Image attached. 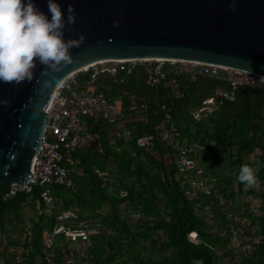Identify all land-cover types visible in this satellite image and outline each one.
Segmentation results:
<instances>
[{"label":"trees","instance_id":"1","mask_svg":"<svg viewBox=\"0 0 264 264\" xmlns=\"http://www.w3.org/2000/svg\"><path fill=\"white\" fill-rule=\"evenodd\" d=\"M178 82L184 93L180 100L174 98L168 85L158 91L147 87L144 70L132 75L124 85L103 78L101 91L104 94L117 98L124 90H129L139 102L148 105L147 119L143 121L130 112L129 98H126L129 141L111 138L108 125H92L88 121L96 143L75 153L72 175L78 192L73 194L52 187L53 196L64 210H72L81 218H93L101 223L102 233L93 239L92 249L97 264H124V257L136 264H234L238 254L230 242L229 200L252 194L264 202V88L240 87L235 101L230 102L218 96L230 91L229 84L223 79L190 81L179 78ZM209 98L215 99L212 108H206L203 103ZM164 104L171 110L182 137L192 143L199 163L201 155H208L227 160L230 166H241L244 157L259 153L256 174L259 192L254 187L244 190L246 187L238 180L239 173L235 178H218L209 177L204 170L203 177L214 186L212 192L201 191L187 196L189 185L179 177L172 153L155 138L159 109ZM146 136L156 139L157 155L138 146V140ZM99 144L102 153L98 152ZM147 160L155 169L147 165ZM110 165L114 170L109 169ZM96 169L109 173L111 181L108 185L103 186ZM8 190L9 186L0 187L1 234H10L7 226L11 222L23 224L20 230L26 228L20 213L26 207L41 212L49 210L38 186L30 195L20 193L13 199L5 198ZM65 192L69 197L64 196ZM122 192L129 195L122 197ZM130 206L135 207L136 215L132 218L127 212ZM208 209L214 214V220L209 219ZM260 211L259 216L249 209L246 212L263 240L250 255L241 257L242 264H264L263 206ZM54 223L53 216L48 220L42 213L40 222L31 226L30 250L33 252L28 255L30 264H35L43 230L52 229ZM124 241L128 244H123Z\"/></svg>","mask_w":264,"mask_h":264},{"label":"built area","instance_id":"2","mask_svg":"<svg viewBox=\"0 0 264 264\" xmlns=\"http://www.w3.org/2000/svg\"><path fill=\"white\" fill-rule=\"evenodd\" d=\"M140 70L145 71L147 87L158 91L163 85H168L176 100L184 97L179 78H188L190 81L198 78L223 79L229 84L230 91L221 92L218 96L230 102L235 101L236 91L240 87L264 88V78L252 73L178 60L101 62L64 81L47 110L49 122L35 159L32 182L27 187L20 183L8 185L9 190L5 196L6 199H13L20 193L30 195L35 186L42 189L41 197L55 223L52 229L43 230L42 244L37 251L35 264H97L92 249L93 239L102 233L101 223L93 218H81L72 210H64L53 196L52 187L63 188L73 194L78 192L72 175L75 153L96 143V136L91 133L88 121L92 125L106 124L109 126L108 134L111 138L129 141L126 98H129L128 110L136 113L143 121L147 119L148 105L139 102L129 90H124L122 96L117 98H111L101 91L103 78L124 85ZM80 77L85 79L81 80ZM203 103L206 108H212L215 99L209 98ZM157 125L155 138L172 153L179 177L189 185L187 196L201 191L210 194L214 186L203 177L204 169L195 158L196 152L192 143L182 137L166 104L160 106ZM155 138L146 136L139 139L137 144L157 155ZM98 152H103L100 144ZM95 172L102 179L103 186L110 183L109 173L97 169ZM257 184L259 183L255 184L254 189L259 192L260 185ZM128 195V192H122V197ZM229 203L230 242L238 254L234 264H242L241 257L250 255L263 240L246 212L249 209L259 216L264 202L257 195L245 194L229 200ZM207 215L214 220V214L209 209ZM31 229L28 225L17 234L0 233V264H30L28 255L33 252V249L30 250V243L33 241ZM193 237L196 238V234Z\"/></svg>","mask_w":264,"mask_h":264},{"label":"water","instance_id":"3","mask_svg":"<svg viewBox=\"0 0 264 264\" xmlns=\"http://www.w3.org/2000/svg\"><path fill=\"white\" fill-rule=\"evenodd\" d=\"M57 2L66 16L68 5L75 7L76 22L65 28V40L85 39L70 50L73 62L59 71L38 65L31 82L0 84V101H8L0 104V186L32 182L58 88L94 64L178 60L264 78V0ZM35 3L48 12L47 0Z\"/></svg>","mask_w":264,"mask_h":264},{"label":"clouds","instance_id":"4","mask_svg":"<svg viewBox=\"0 0 264 264\" xmlns=\"http://www.w3.org/2000/svg\"><path fill=\"white\" fill-rule=\"evenodd\" d=\"M47 3L45 13L35 0H0V84L19 86L32 81L38 65L59 71L73 62L70 50L85 39L65 40V28L76 22L75 7L68 5L66 16L57 0ZM0 104L6 106L8 101ZM238 180L253 187L256 169L242 165Z\"/></svg>","mask_w":264,"mask_h":264},{"label":"rangeland","instance_id":"5","mask_svg":"<svg viewBox=\"0 0 264 264\" xmlns=\"http://www.w3.org/2000/svg\"><path fill=\"white\" fill-rule=\"evenodd\" d=\"M260 154H253L251 156H246L243 159L242 165L247 164L251 167H253L254 169H256V174L258 173V167L260 164ZM200 163L203 166V169L205 170V173L210 177H218V178H222V177H233L235 178L237 176V174L240 171L241 166L240 165H233L230 166L229 161L225 160V161H221V160H217V159H213L211 156L208 155H201L200 156ZM147 165H149L151 168L155 169L153 163H151V161H146ZM109 169L112 171L114 170V166L110 165ZM259 183V182H257ZM259 184H257L258 186ZM255 186V185H254ZM253 186V187H254ZM2 187V186H0ZM249 188H245L244 190H248ZM65 197H69L68 193H64ZM125 205H123L124 207ZM135 207L133 208L132 206L129 207L128 209V216H130L132 218V216L134 217L136 214L134 212ZM42 213L45 214V216L47 217L48 220L52 219V213H50V211H44L41 212V210L39 211V209H33L31 207H26L23 211H22V218L24 223L26 222V226L29 225V227L33 226V224L35 223H39L40 222V218L42 216ZM261 214V213H260ZM22 225L18 223L16 225V222H11L7 227L10 228V233L14 234L17 233L20 229H22ZM6 227V228H7ZM123 244H128L127 241L122 242ZM132 249V248H131ZM130 249V250H131ZM144 255H147V252L144 253ZM129 258L124 257V264L125 262L127 264H136V262L133 261H128Z\"/></svg>","mask_w":264,"mask_h":264}]
</instances>
